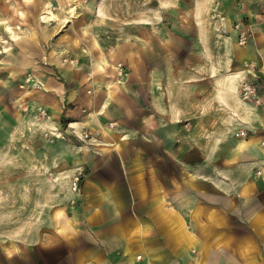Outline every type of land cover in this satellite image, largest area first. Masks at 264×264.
Segmentation results:
<instances>
[{"label": "crops", "instance_id": "obj_1", "mask_svg": "<svg viewBox=\"0 0 264 264\" xmlns=\"http://www.w3.org/2000/svg\"><path fill=\"white\" fill-rule=\"evenodd\" d=\"M195 2L116 59L60 53L35 73L64 136L56 173L85 172L67 216L44 197L40 223L0 232L35 237L0 238V264H264V95L239 92L251 64L264 78V9Z\"/></svg>", "mask_w": 264, "mask_h": 264}, {"label": "rangeland", "instance_id": "obj_2", "mask_svg": "<svg viewBox=\"0 0 264 264\" xmlns=\"http://www.w3.org/2000/svg\"><path fill=\"white\" fill-rule=\"evenodd\" d=\"M66 1L0 0V232L3 234L8 232L6 229L21 230L40 223L37 213L47 206L41 204L44 197L50 199L51 213L64 208L67 216L73 200L69 198L72 179L79 171L85 172L79 168L71 179L67 172L56 173L54 167L64 136L62 130H48L53 118L47 108L36 102L34 91L41 89L34 88L33 73L49 65V57L60 53L67 64L73 62L76 52L84 54V63L105 53L116 59L117 48L133 39L139 30H152L173 18L184 19L196 3V0H75L69 7ZM212 1L217 5L224 0ZM47 2H51L55 16L41 21ZM259 3L262 7L264 0ZM72 7L77 8L75 19L68 13ZM116 69L119 75L124 74L123 63H117ZM57 199L63 203L54 202ZM0 238L21 241L17 239L35 237L0 235Z\"/></svg>", "mask_w": 264, "mask_h": 264}, {"label": "built area", "instance_id": "obj_3", "mask_svg": "<svg viewBox=\"0 0 264 264\" xmlns=\"http://www.w3.org/2000/svg\"><path fill=\"white\" fill-rule=\"evenodd\" d=\"M263 9H264V5H263ZM235 27L239 29L238 43L240 45L246 44L249 39V32L245 29H242L240 23H236ZM119 66L122 67L121 64ZM251 68H253L254 77L253 78L246 77L242 80L240 85V94L243 100L247 102L259 104L261 103V96L264 95L263 93L264 78L258 71H256V66L254 64H251ZM85 137H88V134L85 133ZM257 173L259 174L261 173V171H257ZM82 175H83V171H79L78 174L75 175L72 179V191L74 193H78L80 190V179ZM72 203H75V200H72Z\"/></svg>", "mask_w": 264, "mask_h": 264}, {"label": "bare ground", "instance_id": "obj_4", "mask_svg": "<svg viewBox=\"0 0 264 264\" xmlns=\"http://www.w3.org/2000/svg\"><path fill=\"white\" fill-rule=\"evenodd\" d=\"M67 6L71 7L74 3L75 0H67ZM51 2H47L45 4V7L43 9V12L41 13L40 19L41 21H47L50 18H53L55 16V14L53 13L52 9H51ZM77 8L72 7L69 8L68 13L71 14V17L73 19H75L78 16V12L76 10ZM8 30H12V28L10 26L7 27ZM33 77H34V88L36 89H42L44 87V83L42 80H40L34 73H33ZM36 91V90H35ZM0 126H2V122L0 124ZM66 214V210L64 208H58L56 210L55 216L56 217H61L64 216Z\"/></svg>", "mask_w": 264, "mask_h": 264}]
</instances>
